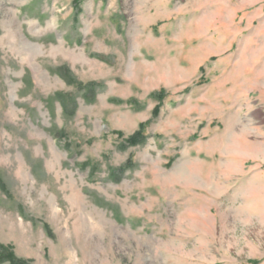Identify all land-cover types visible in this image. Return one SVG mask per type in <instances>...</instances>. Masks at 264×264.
I'll return each instance as SVG.
<instances>
[{
	"label": "rangeland",
	"instance_id": "obj_1",
	"mask_svg": "<svg viewBox=\"0 0 264 264\" xmlns=\"http://www.w3.org/2000/svg\"><path fill=\"white\" fill-rule=\"evenodd\" d=\"M74 1L0 0V249L264 264V0Z\"/></svg>",
	"mask_w": 264,
	"mask_h": 264
},
{
	"label": "trees",
	"instance_id": "obj_2",
	"mask_svg": "<svg viewBox=\"0 0 264 264\" xmlns=\"http://www.w3.org/2000/svg\"><path fill=\"white\" fill-rule=\"evenodd\" d=\"M78 2L79 0H75L74 1V6H77L78 5ZM58 75L63 79L65 80L66 82L70 83L68 81V74L67 72L61 70V69H58ZM57 98L59 99L60 101V104L62 106V108L64 109V111L66 110V106H65V97L62 96V95H57ZM144 140V136L142 134V131L139 130L136 134H134L133 136L127 138L124 142L127 146H135V145H138V144H141ZM0 250H4V254L0 253V264L2 262H8L9 264H25L23 261H20V260H17L13 257V255L8 252L7 250H5L4 247H1Z\"/></svg>",
	"mask_w": 264,
	"mask_h": 264
}]
</instances>
